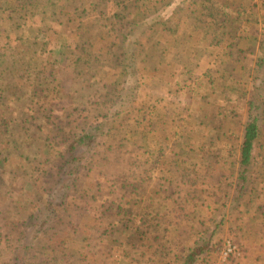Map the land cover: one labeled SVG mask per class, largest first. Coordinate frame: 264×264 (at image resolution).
I'll return each instance as SVG.
<instances>
[{"label":"rangeland","instance_id":"374dc122","mask_svg":"<svg viewBox=\"0 0 264 264\" xmlns=\"http://www.w3.org/2000/svg\"><path fill=\"white\" fill-rule=\"evenodd\" d=\"M146 1L156 14L153 17L169 15L179 21L150 35L138 53L141 93L132 112L118 116L112 133L96 149L98 156L93 164L103 175L97 174L96 179L81 177L74 187L77 200L82 202L79 217L90 223L96 215V223L103 222L101 229L107 230V236L101 239L90 235V245L86 235L78 244L68 240L65 248L69 250L60 253L64 264H174L180 253L172 242L177 237H181L184 248L192 247L201 237L210 242L208 264H217L218 260L226 264H264V127L250 187L234 201L240 144L249 101L256 93L251 75L256 59L262 56L259 44L264 32V0H238L247 8L241 22L249 36L242 48L244 53L236 48L239 46L233 39L239 31L235 34L232 23L212 20L200 6H196L200 12H195L185 0ZM16 3L31 6L25 0ZM33 3L46 5L44 1ZM142 4V0H102L86 21L92 32L102 36L106 34L105 19L113 21L107 36L108 43L115 42L112 52L104 54L103 50L99 58L115 69L111 77L118 80L125 78L127 49L114 23L118 19L119 23L139 21ZM205 7L220 8L222 1L206 0ZM204 19L212 23L203 24ZM73 27L65 30L70 36H74ZM51 36L55 42L60 41L59 34ZM79 55L87 60L82 50ZM236 59L239 71L248 72L243 84L235 79L242 72L232 74ZM15 65V59L5 65L7 76L14 82L19 76ZM90 95L94 92H88ZM66 107L68 104L61 101L50 106L55 119L62 117ZM79 113L76 111L73 119ZM96 115L97 108L91 103L79 117L92 122ZM77 123L67 127L74 131ZM44 133L36 135L32 149H45L48 142ZM7 152L0 145V156ZM8 155L12 158L13 154ZM19 198L20 183L11 172H0V209L4 210L0 223H20L23 206ZM123 211H127L124 219L111 215ZM157 240L172 246L170 255L156 257ZM221 241L223 246L227 241L235 243L238 253L224 255V248L215 252ZM149 244L151 248L147 249ZM100 250L103 262L97 259L103 255ZM205 256L202 254V259ZM43 257L37 248L30 259L41 264ZM7 261L3 258L0 264Z\"/></svg>","mask_w":264,"mask_h":264},{"label":"trees","instance_id":"16d2710c","mask_svg":"<svg viewBox=\"0 0 264 264\" xmlns=\"http://www.w3.org/2000/svg\"><path fill=\"white\" fill-rule=\"evenodd\" d=\"M25 1L31 6L27 3L14 4L15 0H0V145L8 151L7 156H0V172H11L20 183L18 202L23 206L19 224L0 223V260L7 257L8 261L4 264H35L30 256L39 248L44 254L41 264H64L60 253L69 250L65 248L68 240L78 244L86 235L90 245V235H99L101 239L107 236V230L101 229L103 222L96 223V215L90 223L79 217L82 202L77 200L74 187L81 177L96 179L97 174L103 175V171L93 164L98 156L96 149L101 140L112 133L111 126L117 122L118 116L132 112L141 93L138 53L144 49L150 35L159 33L161 29H166L161 27L177 23L179 19L169 15L153 17L156 14L151 12L146 0H142L144 4L139 21L126 23L121 20L119 23L118 19L114 25L119 28L127 49L123 71L125 78L118 80L111 77L115 69L103 64L104 60L99 58L103 50L104 54L112 52L115 42L108 43L107 36L113 21L105 19L104 36L92 32L86 25L87 18L102 0ZM41 1L46 4L44 7L33 3ZM221 1L222 7L213 9L205 7L206 0H185L195 7V12H200L196 8L200 6L212 20L232 23L235 34L239 31L233 39L239 46V49L236 48L239 53H244L242 48L249 36L241 22L247 8L238 0ZM153 10L157 9L153 7ZM202 23L211 24L212 21L204 19ZM69 25H74L71 29L74 36L65 32ZM51 33L59 34L60 41L55 42ZM259 48L262 56L256 59L251 75L256 93L249 101L248 121L240 144L234 201L240 200L250 187L256 172L254 156L263 139L264 32ZM80 50L87 55L86 61L79 55ZM11 59H15L19 71L16 82L7 76L5 68ZM235 63L233 75L236 71L242 72L237 67L238 59ZM242 75H235L236 81L241 80V84L244 83L242 79L248 80V72H242ZM88 92H94V96L88 97ZM55 101L68 104L58 119L50 109ZM87 103L88 106L93 103L98 111L92 122L88 117H79L87 109L88 106H84ZM79 110L78 118L73 119ZM75 121L78 123L71 131L67 124ZM43 132H46L43 135L47 136V146L45 149H32L36 135ZM9 153L13 154L12 158H9ZM185 180L188 185L189 177ZM3 211L0 209V218ZM118 213L112 212L111 215L116 219L126 218L127 211ZM180 238L172 240L180 252L174 264L209 263L207 252L211 249L210 242L201 237L192 247L184 248ZM155 245L156 257L170 255L172 246L158 240ZM150 248L151 244L147 246V249ZM222 248L226 249L221 241L215 252ZM100 252L103 255L97 259L103 262L104 253ZM183 252L185 254H181ZM204 253L206 256L202 259ZM75 256L72 254V257ZM220 263L218 260L217 264Z\"/></svg>","mask_w":264,"mask_h":264},{"label":"built area","instance_id":"2783aa9c","mask_svg":"<svg viewBox=\"0 0 264 264\" xmlns=\"http://www.w3.org/2000/svg\"><path fill=\"white\" fill-rule=\"evenodd\" d=\"M226 249L224 248L223 254L224 255H228L229 253L232 254H237L238 253V247L235 245V243L231 242V241H227L225 244ZM224 262L220 263V264H224Z\"/></svg>","mask_w":264,"mask_h":264}]
</instances>
